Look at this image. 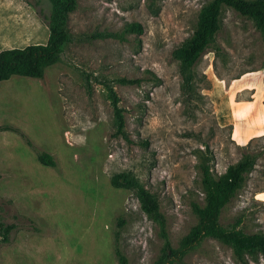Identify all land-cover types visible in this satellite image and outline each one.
<instances>
[{"label":"rangeland","instance_id":"obj_1","mask_svg":"<svg viewBox=\"0 0 264 264\" xmlns=\"http://www.w3.org/2000/svg\"><path fill=\"white\" fill-rule=\"evenodd\" d=\"M209 1L77 0L67 20L73 41L43 77L0 81V223L16 225L9 241L0 236V264H120L116 246L128 264H162L158 225L136 190L115 187L112 177L127 172L155 196L176 248L197 221L192 203L204 202L199 155L206 148L215 175L242 153H257L220 222L264 232L263 33L223 6L188 88L174 55ZM31 2L0 3V50L47 41L50 3ZM132 21L142 34L89 37ZM121 77L141 81L122 84ZM106 84L119 96L126 137L115 134ZM40 152L55 166L42 164ZM245 258L264 264L259 253ZM166 264L242 263L207 237Z\"/></svg>","mask_w":264,"mask_h":264},{"label":"trees","instance_id":"obj_2","mask_svg":"<svg viewBox=\"0 0 264 264\" xmlns=\"http://www.w3.org/2000/svg\"><path fill=\"white\" fill-rule=\"evenodd\" d=\"M31 4V0H25ZM50 12L47 17L49 35L44 43H31L23 47H11L0 50V81L7 80L13 75L32 78H41L48 66L55 63L64 47L73 41V35L67 29L68 15L77 6V0H48ZM223 6H228L242 16L251 18L261 30L264 37V0H210L201 10L196 29L192 35L181 43L174 55L181 61L182 86L190 87L194 77L193 66L201 53L213 42L220 28V12ZM143 26L137 21L128 22L120 32H96L89 37L117 38L124 40L128 33L142 34ZM159 83L160 78L155 76ZM122 84L140 83V78L117 79ZM108 97L113 108L115 134L126 137L124 130L125 119L123 109L119 106V96L114 88L106 84ZM147 144V142H144ZM258 158L255 152H244L241 158L226 167V170L215 175L212 170L214 154L206 148L199 155V169L201 184L204 191L202 204L193 202L192 211L196 215V223L181 238L178 246H171L165 215L160 210L155 196L140 185L136 178L127 172L116 173L112 177L115 187L135 189L142 210L153 219L159 228V235L163 240L160 262L166 264L167 260L181 259L187 253L198 247L207 237L214 238L229 246L236 260L247 264L246 255L261 254L264 258V232L247 233L235 225L225 227L220 222L223 208L232 200L237 191L243 187L248 174L254 168ZM39 161L47 166H55L51 154L40 152ZM123 219L119 218L122 225ZM13 223H0V236L4 242L9 241V234L15 229ZM116 254L120 264H128L125 255L116 246Z\"/></svg>","mask_w":264,"mask_h":264},{"label":"crops","instance_id":"obj_3","mask_svg":"<svg viewBox=\"0 0 264 264\" xmlns=\"http://www.w3.org/2000/svg\"><path fill=\"white\" fill-rule=\"evenodd\" d=\"M19 1V0H18ZM0 3H2L3 4V0H0ZM2 39V38H1ZM3 40V39H2ZM2 44V41H1V43H0V45Z\"/></svg>","mask_w":264,"mask_h":264}]
</instances>
